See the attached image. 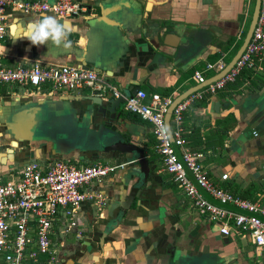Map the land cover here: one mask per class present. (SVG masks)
<instances>
[{
  "label": "crops",
  "instance_id": "crops-1",
  "mask_svg": "<svg viewBox=\"0 0 264 264\" xmlns=\"http://www.w3.org/2000/svg\"><path fill=\"white\" fill-rule=\"evenodd\" d=\"M78 1L89 6V13L58 18L75 28L67 50L51 44L37 47L23 38L13 42L15 27L52 15L13 12L8 19L13 26L2 42V63L13 68L35 61L78 67L85 62L87 68L99 69L97 73L124 96L139 86L148 97L158 93L175 99L202 85L192 77L195 70H204L205 84L216 75L205 70L206 63L231 60L254 4V0ZM173 32L179 34L176 47L164 43L165 34ZM255 64L261 71L244 69L235 82L207 93L184 114L188 147L203 153L200 162L210 179L251 201L264 195V60ZM92 95L87 88L53 92L45 86L0 84V176L4 179L13 178L30 161L46 165L64 160L77 167L126 163L85 186L84 190H99L106 196L103 206L84 200L70 232L61 233L56 227L55 264H179L193 259L199 264L211 260L212 264H264V252L253 246L248 234L232 228L223 237L217 224L191 206L162 169L150 122L123 106L117 109L118 121L110 123L84 98ZM103 96L113 97L110 92ZM169 122L171 126V116ZM34 123L33 141L14 146L12 140L29 133ZM118 137L143 151L149 168L145 181L136 182L141 174L132 163L133 153L72 147L79 139L88 144ZM224 173L228 177L221 179ZM198 252L203 253L198 256Z\"/></svg>",
  "mask_w": 264,
  "mask_h": 264
},
{
  "label": "built area",
  "instance_id": "built-area-1",
  "mask_svg": "<svg viewBox=\"0 0 264 264\" xmlns=\"http://www.w3.org/2000/svg\"><path fill=\"white\" fill-rule=\"evenodd\" d=\"M89 11V6L78 0H0V84L36 89L45 86L53 92L87 88L93 95L103 96L110 92L115 98L123 97L126 111L151 123L155 152L160 156L163 171L170 175L196 212L217 224L224 236H228L232 228L248 234L253 246L264 252V195L251 201L220 188L200 162L203 153L191 150L184 135V114L192 104L207 93L213 94L235 82L244 69L258 68L261 71L255 61L264 60V0H260L257 22L244 51L223 76L189 93L174 106L170 131L165 116L173 101L171 96L152 93L148 97L142 89L123 96L117 86L95 70L82 66L35 61L12 68L2 63V42L13 24L8 21L13 12L26 15L49 13L64 19ZM225 66V61L218 59L206 63L205 70L218 74ZM192 77L201 84L207 79L204 70H195ZM252 133L254 136L258 134L257 131ZM125 165L97 162L77 167L64 160H54L46 165L30 161L13 178L0 176V263H57L58 248L52 237L56 227L60 226L61 233L70 232L76 226L75 214L84 200H93L97 206H103L106 196L99 190H84L85 186ZM227 177L228 174L224 173L221 179ZM198 186L219 204L212 202ZM226 205L234 209L224 207Z\"/></svg>",
  "mask_w": 264,
  "mask_h": 264
},
{
  "label": "water",
  "instance_id": "water-1",
  "mask_svg": "<svg viewBox=\"0 0 264 264\" xmlns=\"http://www.w3.org/2000/svg\"><path fill=\"white\" fill-rule=\"evenodd\" d=\"M109 8V7H108ZM259 9H260V0H254V4H253V10H252V14L250 17V21L248 24V28L247 31L245 33V36L242 40L241 45L239 46L238 50L236 51V53L234 54V56L231 58V60L226 64V66L218 73L216 74L214 77L210 78L205 84L199 85L197 88H200L202 86H205L207 84H209L210 82H212L213 80L220 78L221 76H223L227 70L234 64V62L236 61V59L240 56V54L244 51L247 43L249 42L253 29L256 25L257 22V18H258V14H259ZM102 16V15H101ZM101 21L106 22L104 19H102ZM179 34L178 33H166L165 37H164V43L172 46V47H176L178 42H179ZM85 62H82L83 67L87 68L86 66H84ZM97 72H100L99 69H97ZM139 89V86H134L133 88H131L129 90V93L127 94H134L137 90ZM123 96L125 95V93H123V91H121ZM190 93V91L184 92L181 95H179L178 97H176L175 99H173L172 103L170 104L168 111L166 113L165 116V123L166 126L168 127V130L170 129V116H171V112L174 108V106L180 101L182 100L184 97H186L188 94ZM86 100H89L90 105H94L96 106V111L99 113H102L104 116L107 115L108 117V122H112V123H116L119 119L120 113L117 112V109L119 108H123V104H124V99L123 97H119V98H114V97H110V96H98V95H92V96H86L84 97ZM41 104V103H40ZM216 109V108H215ZM31 113L35 112V109L31 107ZM36 113V112H35ZM34 113V115H35ZM37 123L32 124L29 127V133L27 132L26 134H24L23 136H20V138L15 137V133H14V137L16 139L12 140V143H15L17 146L18 143L20 141H26V142H32L33 141V137H34V133H35V127H36ZM170 131V130H169ZM118 136V134H117ZM80 143H74L72 145V147L74 149L80 148L82 150H91V149H96L99 150L100 152H111V151H118L121 153H133L135 158L133 159V164L137 165L139 168V173L141 175H138V177H136V182H143L145 181V178L147 177V174L149 173V168H148V161L147 159L144 157L143 155V151L141 149H138L137 147H135L133 144L131 143H126L124 141L123 138H98L96 140L93 141V143H85L82 142V139L78 140ZM77 141V142H78ZM13 146V145H12ZM176 152H179L178 148L176 147ZM11 150V149H10ZM199 188V186H198ZM212 202L219 204L218 202H216L215 200H213L204 190H202L201 188H199ZM138 195L139 194V190L138 192H135L134 195ZM133 195V194H132ZM130 196L128 200L131 201V198H133V196ZM126 199V200H127ZM128 206V205H127ZM223 237H225L224 235H221ZM226 239V238H225ZM205 252V250H204ZM201 253L203 252H198V256L201 255ZM192 256V253L189 254V257ZM194 261H185V262H179V264H199L197 263V261L195 259H193ZM171 261L176 262V258L171 257ZM213 261H206L203 262L202 264H212ZM178 264V263H176Z\"/></svg>",
  "mask_w": 264,
  "mask_h": 264
},
{
  "label": "clouds",
  "instance_id": "clouds-1",
  "mask_svg": "<svg viewBox=\"0 0 264 264\" xmlns=\"http://www.w3.org/2000/svg\"><path fill=\"white\" fill-rule=\"evenodd\" d=\"M75 28L67 23L61 22L53 15H43L37 20L26 24H20L11 32V40L27 39L34 46L49 45L56 48L70 49L72 41L69 39ZM5 54L8 51L4 50Z\"/></svg>",
  "mask_w": 264,
  "mask_h": 264
},
{
  "label": "trees",
  "instance_id": "trees-1",
  "mask_svg": "<svg viewBox=\"0 0 264 264\" xmlns=\"http://www.w3.org/2000/svg\"><path fill=\"white\" fill-rule=\"evenodd\" d=\"M245 33H246V30L243 32V37H244V35H245ZM240 44H241V42H239V46H240ZM242 74V73H241Z\"/></svg>",
  "mask_w": 264,
  "mask_h": 264
},
{
  "label": "rangeland",
  "instance_id": "rangeland-1",
  "mask_svg": "<svg viewBox=\"0 0 264 264\" xmlns=\"http://www.w3.org/2000/svg\"><path fill=\"white\" fill-rule=\"evenodd\" d=\"M87 139H89V138H87ZM88 142V141H87ZM89 144H90V142H89Z\"/></svg>",
  "mask_w": 264,
  "mask_h": 264
},
{
  "label": "bare ground",
  "instance_id": "bare-ground-1",
  "mask_svg": "<svg viewBox=\"0 0 264 264\" xmlns=\"http://www.w3.org/2000/svg\"><path fill=\"white\" fill-rule=\"evenodd\" d=\"M15 144V143H14Z\"/></svg>",
  "mask_w": 264,
  "mask_h": 264
}]
</instances>
